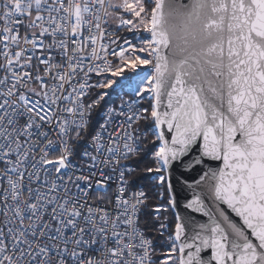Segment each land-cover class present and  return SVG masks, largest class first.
<instances>
[{
	"label": "snow or ice",
	"instance_id": "6c2138e0",
	"mask_svg": "<svg viewBox=\"0 0 264 264\" xmlns=\"http://www.w3.org/2000/svg\"><path fill=\"white\" fill-rule=\"evenodd\" d=\"M0 264H264V0H0Z\"/></svg>",
	"mask_w": 264,
	"mask_h": 264
},
{
	"label": "trees",
	"instance_id": "16d2710c",
	"mask_svg": "<svg viewBox=\"0 0 264 264\" xmlns=\"http://www.w3.org/2000/svg\"><path fill=\"white\" fill-rule=\"evenodd\" d=\"M144 106H147V103H145ZM158 201H156L154 198L152 200L149 201L150 204L155 205ZM149 211H151V209H148ZM150 236H157V233L154 232H150L149 233ZM167 237H161L158 240H155L154 243L157 244V256H159L161 248H160V240H166Z\"/></svg>",
	"mask_w": 264,
	"mask_h": 264
}]
</instances>
